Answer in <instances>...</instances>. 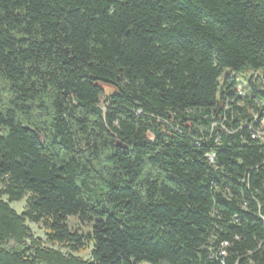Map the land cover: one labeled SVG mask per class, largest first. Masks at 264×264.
<instances>
[{"label":"trees","instance_id":"1","mask_svg":"<svg viewBox=\"0 0 264 264\" xmlns=\"http://www.w3.org/2000/svg\"><path fill=\"white\" fill-rule=\"evenodd\" d=\"M225 69L264 77V0H0V264H264V91Z\"/></svg>","mask_w":264,"mask_h":264},{"label":"rangeland","instance_id":"2","mask_svg":"<svg viewBox=\"0 0 264 264\" xmlns=\"http://www.w3.org/2000/svg\"><path fill=\"white\" fill-rule=\"evenodd\" d=\"M241 73L238 72H234L230 69H225L223 71V73L221 74L220 77V81L221 79L226 76V75H231L232 77H234L235 81H237V85L235 87V91L239 92V93H247L248 92V78H252V77H259V80L261 81V86L263 91H264V77H262V73L260 72H254L251 71L249 69H242L240 71ZM254 80V79H253ZM105 92H110L112 91V88L108 87V86H104L103 87ZM257 118V117H256ZM259 125L261 128V131H259V135L261 136L262 139H264V117H260L259 118ZM26 204V196L23 197L21 200L19 201H14L11 202L10 205L11 207L17 212L20 213L21 211H23L24 207ZM67 223L69 225V227H71V229L73 230H77L79 232L82 233H87L89 232V226L85 225L83 223H81L77 218L75 217H68L67 218ZM26 225L30 228L31 233L34 234V236L40 238L43 242V245L48 246V247H53L55 249H59L60 251L66 253L67 250L65 248H61L58 247L57 245H52L49 243L45 242V237H44V232L43 229H41L40 225L26 221ZM90 249H91V244L87 243L83 249L77 251V252H72L73 255L75 256H79L82 257L84 259L89 258L90 256Z\"/></svg>","mask_w":264,"mask_h":264},{"label":"built area","instance_id":"3","mask_svg":"<svg viewBox=\"0 0 264 264\" xmlns=\"http://www.w3.org/2000/svg\"><path fill=\"white\" fill-rule=\"evenodd\" d=\"M256 117H257V116H255L254 118L257 119ZM262 117H264V116H262ZM259 122H260V121H258V123H259ZM259 131H261L260 125H259L258 128H256L255 130H252L251 132L253 133V136L255 135V136L261 138V136H260L259 133H258ZM261 139H262V138H261Z\"/></svg>","mask_w":264,"mask_h":264}]
</instances>
